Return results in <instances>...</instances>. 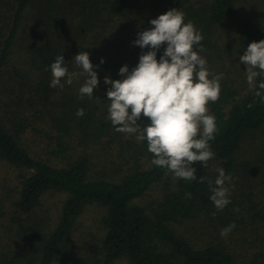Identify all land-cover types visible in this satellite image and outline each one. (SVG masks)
Segmentation results:
<instances>
[{
	"label": "trees",
	"instance_id": "trees-1",
	"mask_svg": "<svg viewBox=\"0 0 264 264\" xmlns=\"http://www.w3.org/2000/svg\"><path fill=\"white\" fill-rule=\"evenodd\" d=\"M171 9L201 32L209 71L224 74L208 106L215 156L192 165L194 181L153 165L147 142L108 119L104 77L123 79L119 69L138 64L148 49L132 42ZM261 40L264 0H0V162L18 182L0 196V264H264V90L254 95L239 61ZM84 51L98 66L93 97L79 98L84 76L50 87L56 56L80 71L74 57ZM217 167L232 176L223 211L209 199ZM87 205L104 209L92 255L74 240Z\"/></svg>",
	"mask_w": 264,
	"mask_h": 264
},
{
	"label": "clouds",
	"instance_id": "clouds-1",
	"mask_svg": "<svg viewBox=\"0 0 264 264\" xmlns=\"http://www.w3.org/2000/svg\"><path fill=\"white\" fill-rule=\"evenodd\" d=\"M149 23L152 27L138 32L132 42L148 49L139 56L138 64L131 71L127 65L122 66L118 75L123 79L104 77V83L110 85L106 91L110 101L108 119L115 131L135 135L137 142H147V150L154 157L153 165L167 169L174 179L194 181L197 177L192 165L200 162L206 168L215 156L210 141L218 128L208 106L219 99L224 74L209 71L206 59L199 54L203 51V36L191 21L185 22L184 12L171 9ZM164 45L157 60V52ZM74 59L80 71H69L63 56H56L50 66V87L63 89L61 81L71 85L84 76L79 98H92L99 84L95 70L98 66L91 63L86 51L79 52ZM239 61L246 66L249 88L254 95L261 96L259 90H264V79L258 84L257 80L264 77V40L249 43ZM100 63H104L103 59ZM83 115L84 109H78L76 116ZM142 116L149 121L143 126L138 123ZM215 171L218 173L215 180H208L209 199L217 211H223L231 203L226 182L230 185L232 176L226 175L222 167ZM204 179L201 177V182ZM185 197L191 199L192 194L186 192ZM234 228V223L222 228L221 237H227Z\"/></svg>",
	"mask_w": 264,
	"mask_h": 264
},
{
	"label": "rangeland",
	"instance_id": "rangeland-1",
	"mask_svg": "<svg viewBox=\"0 0 264 264\" xmlns=\"http://www.w3.org/2000/svg\"><path fill=\"white\" fill-rule=\"evenodd\" d=\"M18 186L17 175L13 168L9 165L0 162V196L6 197L14 192V188ZM159 186L153 187L150 192L151 195H158ZM3 194V195H2ZM149 195V193H148ZM146 195L142 202L152 201V197ZM104 213V209L97 205H87L83 216L80 218L79 223L75 229V242L77 244L86 243L85 246L88 248L87 251H93L88 247L95 241H99L101 236L100 218ZM115 264H127L125 260H120Z\"/></svg>",
	"mask_w": 264,
	"mask_h": 264
}]
</instances>
